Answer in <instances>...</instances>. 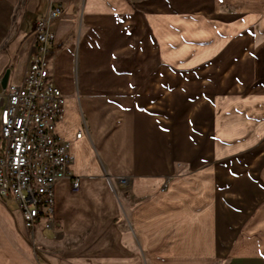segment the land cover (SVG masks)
Instances as JSON below:
<instances>
[{"label":"crops","instance_id":"1","mask_svg":"<svg viewBox=\"0 0 264 264\" xmlns=\"http://www.w3.org/2000/svg\"><path fill=\"white\" fill-rule=\"evenodd\" d=\"M132 1L0 0V73L23 67L8 83L22 81L35 21L51 2L63 7L51 25L50 71L65 96L54 131L70 144L80 181L77 193L69 178L56 183L52 230L43 221L26 230L0 198V264H264V202L237 237L264 192V38L240 41L248 57L220 68L217 57L127 56L128 42L142 45L144 24L158 47ZM242 1L247 16L264 14V0ZM223 176L238 178L231 208ZM255 177L261 191L246 182Z\"/></svg>","mask_w":264,"mask_h":264},{"label":"built area","instance_id":"2","mask_svg":"<svg viewBox=\"0 0 264 264\" xmlns=\"http://www.w3.org/2000/svg\"><path fill=\"white\" fill-rule=\"evenodd\" d=\"M62 15V5L51 2L47 13L35 21L22 81L8 83L3 90L0 198L18 210L26 230H33L41 221L46 229L54 228L55 185L59 180L69 178L73 193L80 187L79 178L70 173V144L54 131L64 116L65 96L54 85L50 71V54L55 48L51 25ZM119 181L129 186L128 178Z\"/></svg>","mask_w":264,"mask_h":264},{"label":"rangeland","instance_id":"3","mask_svg":"<svg viewBox=\"0 0 264 264\" xmlns=\"http://www.w3.org/2000/svg\"><path fill=\"white\" fill-rule=\"evenodd\" d=\"M45 1L36 0L40 7ZM234 3L235 1L231 2L230 0H133L130 5L142 11L144 18L148 22H152L153 36L155 42L157 41L158 47L157 49L154 46L151 48V43L149 42L151 32L144 24L142 35L144 41L142 45L140 44L134 50L132 48L134 43L128 42L126 55H132L135 51L137 55L153 58L160 57L162 60L164 58L165 61L168 57L177 59L188 56L217 57L211 62H218L219 68L221 65L224 66V64L229 63L231 57H240L242 55L248 57V51L241 48V42L248 38L252 40L254 35L260 40L264 38V14L247 16L248 11L246 10L247 8L245 9L246 2L238 0V8ZM145 36L149 38L147 42L145 41ZM236 41L239 43L237 44ZM238 45L239 47H237ZM245 52L247 53L244 54ZM246 67L247 61H244L239 68L244 71ZM159 69L161 73L165 72L162 66H159ZM22 72L21 61L13 64L9 82H18ZM247 79L249 77L244 75L240 81L246 83ZM237 179L233 176H223L221 179L224 189L223 202L227 207L234 205L232 203H236L237 201L235 188H230L232 181L235 182ZM246 180H249L246 181L249 185L258 186L261 191L263 186L262 178L255 177ZM258 196H260V200L254 206L252 205L253 208L250 206L252 209L249 212V221L245 220L237 227L238 238L247 233L248 227L251 224L250 221L255 218V215L262 208L264 192L261 191V193H258ZM238 201L240 203L241 199L239 198ZM231 214L232 209L224 208V217ZM253 233L258 238L262 230L256 229ZM236 242L237 239L234 241V244Z\"/></svg>","mask_w":264,"mask_h":264},{"label":"water","instance_id":"4","mask_svg":"<svg viewBox=\"0 0 264 264\" xmlns=\"http://www.w3.org/2000/svg\"><path fill=\"white\" fill-rule=\"evenodd\" d=\"M10 70H5L0 80V93L6 88L9 80Z\"/></svg>","mask_w":264,"mask_h":264}]
</instances>
